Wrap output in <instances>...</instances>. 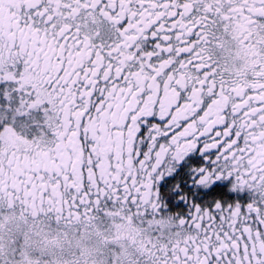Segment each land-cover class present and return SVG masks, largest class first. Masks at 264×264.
<instances>
[{"label": "snow or ice", "instance_id": "snow-or-ice-1", "mask_svg": "<svg viewBox=\"0 0 264 264\" xmlns=\"http://www.w3.org/2000/svg\"><path fill=\"white\" fill-rule=\"evenodd\" d=\"M13 221L264 264V0H0V264Z\"/></svg>", "mask_w": 264, "mask_h": 264}, {"label": "flooded vegetation", "instance_id": "flooded-vegetation-1", "mask_svg": "<svg viewBox=\"0 0 264 264\" xmlns=\"http://www.w3.org/2000/svg\"><path fill=\"white\" fill-rule=\"evenodd\" d=\"M12 233L3 239L7 244L16 245L22 248L23 258L17 264H27L29 260L35 262L44 256L41 264H115L117 258L121 264H127L131 257V252L123 247L117 246L113 241V246L105 243L112 240L111 236H105V229L102 225L94 224L91 228L81 224L80 234H75V229L68 234V242L61 245L53 252L46 249L41 239L34 232L29 235L30 228L17 226L15 221L10 223Z\"/></svg>", "mask_w": 264, "mask_h": 264}, {"label": "rangeland", "instance_id": "rangeland-1", "mask_svg": "<svg viewBox=\"0 0 264 264\" xmlns=\"http://www.w3.org/2000/svg\"><path fill=\"white\" fill-rule=\"evenodd\" d=\"M9 228H10V226H9ZM2 235H3V239H5L7 236H10L11 234H9L8 230L5 229V230L3 231V233H2Z\"/></svg>", "mask_w": 264, "mask_h": 264}]
</instances>
